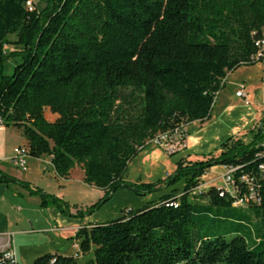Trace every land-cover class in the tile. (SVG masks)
I'll return each instance as SVG.
<instances>
[{
    "label": "trees",
    "instance_id": "16d2710c",
    "mask_svg": "<svg viewBox=\"0 0 264 264\" xmlns=\"http://www.w3.org/2000/svg\"><path fill=\"white\" fill-rule=\"evenodd\" d=\"M27 1L0 0V118L20 131L28 157H50L64 179L80 166L83 184L102 191L73 217L119 188L144 196L184 182L179 194L79 228L80 252L91 250L84 264H264V116L246 143L229 137L215 157L181 159L162 181L124 180L146 140L207 120L226 74L253 64L264 0H44L30 11ZM9 59L17 61L4 75ZM214 166L236 168L239 186L253 177L260 203L232 207L212 186L191 196ZM0 183L69 215L64 201L1 171ZM32 264L77 263L45 253Z\"/></svg>",
    "mask_w": 264,
    "mask_h": 264
},
{
    "label": "rangeland",
    "instance_id": "374dc122",
    "mask_svg": "<svg viewBox=\"0 0 264 264\" xmlns=\"http://www.w3.org/2000/svg\"><path fill=\"white\" fill-rule=\"evenodd\" d=\"M30 1L34 8L39 9L42 7L44 0ZM262 32L264 34V28ZM13 39V36L7 37L8 41H12ZM16 61V59H9L4 63V75H9L11 73L12 67ZM229 81L230 79L228 78L224 84L222 93L223 98H220L221 95H219L214 101L215 104L219 103L221 107L224 105L231 106L225 113H222L213 124L197 134H194L197 132L196 129L200 128L203 123L200 124L194 121L187 124L185 126V132L189 134L187 136L189 141L188 147L184 151L168 155L153 144H145L144 147H148L139 151L127 163L124 180L131 183H155L157 181H162L166 176L172 174L176 168V164L181 159L185 162H194L197 160H204L208 157H215L220 151V145H218V143H222L229 137L234 140H239L242 143L248 142L258 121L264 116L260 114L263 109H258L253 98L247 95L246 101L249 103V106H244L241 100L233 96L232 87L228 84ZM220 100H222L221 103L219 102ZM44 117L48 121L51 120L48 111H44ZM212 118L213 115H211L205 123L211 122ZM22 146H24V139L18 129L12 126L1 127L0 169L5 171L4 173L9 172L16 176L23 177L25 180L21 181L29 184L30 187H36L42 192L67 203L51 192L54 191L57 186V179L52 177L53 175L50 170L44 167L40 161L28 157L24 171L10 167L6 158L10 156L13 148ZM72 171L71 178L74 180L78 178L81 168H79V166H74ZM223 173L224 171L220 166L210 168L205 175L199 179L191 196H196L199 192H204L211 186L215 188L220 187V176ZM183 183L184 182L180 180L170 187L158 192L148 193L144 196H137L125 188L116 189L106 202L90 214H86L80 218V220H82L81 226H86L89 223H104L114 220L123 214L122 210L140 209L145 203L156 201L158 197L168 194L172 189L175 190L176 194H179L183 188ZM212 184H214V186ZM45 189L50 190L51 193L46 192ZM89 189L99 191L93 188H88V190ZM22 190L23 189L16 185L0 183V230L4 233L13 234L20 230L30 229V227H37V229L44 227L54 219L53 214L55 213L65 218V220H69L67 215H62L55 207H42L40 203L37 204V197L20 196L18 193L20 191L22 192ZM75 194L73 195L76 197L77 206L73 208L72 205L67 203L68 211L70 208L74 209L73 216L75 212H83L85 208L92 205L100 198V196L99 198L96 196L95 192L89 193L87 191H81L80 195L76 192ZM55 222L58 226H62L57 221ZM0 239L5 238L0 237ZM48 242L47 237L42 233H35L34 235L24 237L12 236V246L17 263L32 264L34 258L30 260V255L35 253L36 250L45 248ZM86 255L87 254H85L82 259L76 258V263L84 264L86 260L91 257L90 254H88V256Z\"/></svg>",
    "mask_w": 264,
    "mask_h": 264
},
{
    "label": "crops",
    "instance_id": "0c3cea01",
    "mask_svg": "<svg viewBox=\"0 0 264 264\" xmlns=\"http://www.w3.org/2000/svg\"><path fill=\"white\" fill-rule=\"evenodd\" d=\"M263 28H261V38L264 39V34L262 32ZM228 78L230 79L228 84H229V86L232 87L233 96H234L235 91H237L239 89V86H242V91L245 95V98H246V95L248 97H252L257 108L263 109L260 114L264 115V108H263L264 107V75H263L260 64L253 63L252 65H249V66H240L237 69H235L234 71L227 73L225 78H224L222 88L219 92H217V94L215 95V98H217L219 95H221L220 98H223V95H222L223 88H224V84L226 83V80ZM215 98H214V101H215ZM221 101L222 100H220L219 102L221 103ZM244 106H249V103H248V105H244ZM230 107H231L230 105H224L223 107H221L219 103L215 104V102H213V105L211 107L209 117H208V119H209L210 116L213 115L211 122L205 123V121H207L208 119L203 121V122L197 121L200 124L203 123V125L200 128H197L196 129L197 132H195L194 134H197L199 132L204 131L205 128H207L208 126L213 124V122H215V120L217 118H219L222 113H225ZM44 111H48V110L44 109ZM50 116H51L50 121H53L56 118V115H54V114H50ZM184 133H185V142H186V148H187L188 147V141H189L187 136L189 134H187L185 132V127H184ZM231 136H233V135H231ZM24 144H25V141H24ZM220 144L221 143H218V145H220ZM147 147L148 146H146L144 148H147ZM218 153L216 155H218ZM32 159H34V158H32ZM35 160L40 161L41 164L44 165V167H46L50 170V172L53 175L52 177L57 179V184H56L57 186H56L55 190L51 191V192L55 196L65 200L69 205H72L73 208H75L74 206H77L76 205L77 204L76 199H75L76 197L73 195V194H75V192L78 193L79 195H80L81 191H84V192L87 191L89 193L95 192L96 196H98V198H99V196L100 197L102 196V191H100V190L95 191L92 189L88 190V188H93V189H96V188L83 184V182H82V178H83L82 170H81L77 179L73 180L71 178L73 168L69 170L68 176L65 179L59 178L55 175V173H54V171L50 165V157L41 156ZM75 166H77V165H75ZM79 168H81V167L79 166ZM222 170H223V168H222ZM0 171L3 173L5 172L2 169H0ZM22 171H24V170H22ZM5 174H7L9 176H13V178L15 177L20 181L25 180L23 177L16 176L13 173L6 172ZM212 185L214 186V184H212ZM45 191L51 193L50 190L45 189ZM18 194L20 196L26 195L27 197H32V196H29L24 190H22V192L20 191ZM75 195H77V194H75ZM37 200H38V202H37V204H38L39 199L37 198ZM73 208H70V210L68 211V213H69V215H67L69 217L68 221L65 220V218H62L61 216H59V214L55 213V214H53L54 219L51 220L50 223H47L44 227H41L38 229H37V227H30V229L20 230L16 233L14 232L13 234H7V233H4L2 230H0V237L5 238V239H0V250L6 248V244L12 246V236L24 237V236L34 235L35 233H42L47 237L49 242L45 246V248H41L39 250H36L35 253L31 254L29 257L30 260L39 256V255L45 254V253L58 254V255H62V256H70V257H73L75 260L82 259L85 254H82L80 252V250H79L80 239H76L75 235H76L78 229L83 227L84 225L81 226L82 220H80V218L73 217V215H72L74 213ZM61 214L63 215V213H61ZM64 216H65V214H64ZM79 220H80V222H79ZM55 221L60 223L62 226H58ZM91 224H94V223H89L84 227L88 228ZM34 228H36V229H34ZM86 254H87L86 256H88V254L91 255V250ZM16 264H18L17 261H16Z\"/></svg>",
    "mask_w": 264,
    "mask_h": 264
},
{
    "label": "built area",
    "instance_id": "2783aa9c",
    "mask_svg": "<svg viewBox=\"0 0 264 264\" xmlns=\"http://www.w3.org/2000/svg\"><path fill=\"white\" fill-rule=\"evenodd\" d=\"M25 6L29 11L33 7L30 0L25 3ZM254 47L256 51L252 56H250L249 62L260 64L264 75V39L261 38L256 40L254 42ZM234 96L240 99L244 105H248L242 91V86H239V89L235 91ZM185 126L186 125L181 124L176 128L165 130L163 132H157L150 139L146 140L145 144H153L162 149L168 155L184 151L186 148L184 133ZM1 127H3V121L0 118V130ZM27 158V149L25 146H22L13 148L10 156L6 158V161L11 167L24 170ZM222 168L224 173L220 176L219 197L223 194H227L232 197L233 201L231 206L235 208H245L248 205H257L260 203L261 196L258 191L256 180L253 177L246 175L238 177L237 182L240 184L239 186L236 185L232 177L236 168ZM259 168L261 167L259 166ZM0 264H16L15 252L11 245L6 244V248L0 250Z\"/></svg>",
    "mask_w": 264,
    "mask_h": 264
}]
</instances>
